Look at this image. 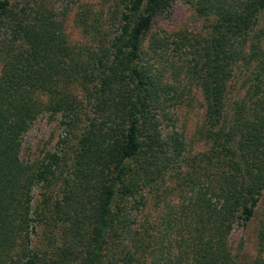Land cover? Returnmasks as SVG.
<instances>
[{
  "label": "trees",
  "instance_id": "16d2710c",
  "mask_svg": "<svg viewBox=\"0 0 264 264\" xmlns=\"http://www.w3.org/2000/svg\"><path fill=\"white\" fill-rule=\"evenodd\" d=\"M175 1L120 0L115 34L96 29L97 47L84 51L49 0H0V264H264V212L256 257L230 242L264 197V0H202L215 17L192 73L209 147L191 157L185 135L163 129L161 88L143 58L156 16ZM235 79L249 85L230 114ZM44 114L75 135L66 174L56 156L54 169L21 159ZM49 175L60 184L56 226L34 244L49 205L33 218V188ZM179 176L182 202L153 237L140 223L150 195Z\"/></svg>",
  "mask_w": 264,
  "mask_h": 264
},
{
  "label": "rangeland",
  "instance_id": "374dc122",
  "mask_svg": "<svg viewBox=\"0 0 264 264\" xmlns=\"http://www.w3.org/2000/svg\"><path fill=\"white\" fill-rule=\"evenodd\" d=\"M49 2L50 8L65 25L69 43L84 51L97 47V40L101 37L98 36L99 32L96 29L108 36L115 34L118 29L122 11L120 0H49ZM209 12L210 7L202 0H176L168 16H156L154 28L146 38L143 54L146 68L161 88L163 114L167 115L163 119V129L168 134L176 128L185 135L187 155L190 157L209 147L198 138L199 133L205 129V103L197 76L192 73L196 67L194 51L202 46L211 29V21L215 17ZM85 25L91 27V33L85 31ZM243 78L244 75L241 80H244ZM232 82L234 85L232 87L236 88H232L229 96L230 114L232 104L244 98L249 85L246 83L245 86L240 79ZM74 88L76 89V85ZM35 96L39 98V94L35 93ZM42 99L48 100L46 96ZM61 122V117L44 114L31 124L24 136L20 153L25 164L43 168L52 166L54 169L52 158L56 156L61 160L57 174L62 172L66 174L68 169L66 162L69 159L67 157L73 156L76 138L75 135L72 138L67 137V128ZM48 180H50L48 185L41 183L33 188V218L40 203L46 201L49 205L48 209L41 207L39 210L46 212L43 213V221L37 223V231L31 234L34 244H39L37 242L52 233L56 226L53 204L59 199L60 184L58 180H54L53 175H49ZM181 182L182 178L179 176L172 182L162 185L159 192L154 191L150 195L147 210L140 220L141 226H144L149 235L155 237L157 232L163 230L170 216L168 214L174 212L176 214L179 203L182 202L178 187ZM263 212L264 197L252 222L247 227L236 228L230 238L235 249L242 240L245 242L243 254L247 257L254 258L257 255V234ZM156 242L157 247L161 246L157 240ZM166 244L165 242L163 246ZM157 250L159 251H152L154 256H163L162 250L160 248ZM149 259L151 261V257L147 263Z\"/></svg>",
  "mask_w": 264,
  "mask_h": 264
}]
</instances>
